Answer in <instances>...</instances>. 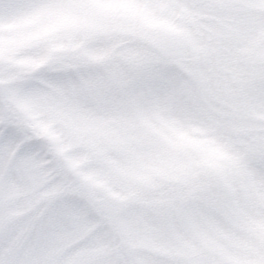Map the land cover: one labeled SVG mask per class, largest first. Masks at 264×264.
<instances>
[{
    "label": "snow or ice",
    "instance_id": "1",
    "mask_svg": "<svg viewBox=\"0 0 264 264\" xmlns=\"http://www.w3.org/2000/svg\"><path fill=\"white\" fill-rule=\"evenodd\" d=\"M0 264H264V0H0Z\"/></svg>",
    "mask_w": 264,
    "mask_h": 264
}]
</instances>
